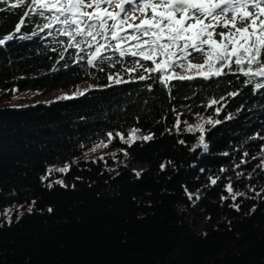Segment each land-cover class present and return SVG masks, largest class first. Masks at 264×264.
<instances>
[{
  "label": "trees",
  "instance_id": "obj_1",
  "mask_svg": "<svg viewBox=\"0 0 264 264\" xmlns=\"http://www.w3.org/2000/svg\"><path fill=\"white\" fill-rule=\"evenodd\" d=\"M13 2L0 3V38L28 11L8 12ZM24 18L0 45V89H86L0 106V264H264V89L229 74L172 81L169 91L126 72L131 58L93 67L80 53L77 62L59 26L41 31L44 18ZM117 73L125 83L108 80ZM199 117L220 121L204 125L207 151H193L200 133L184 130ZM133 129L153 139L129 146L116 136ZM229 184L243 195L232 199Z\"/></svg>",
  "mask_w": 264,
  "mask_h": 264
},
{
  "label": "snow or ice",
  "instance_id": "obj_2",
  "mask_svg": "<svg viewBox=\"0 0 264 264\" xmlns=\"http://www.w3.org/2000/svg\"><path fill=\"white\" fill-rule=\"evenodd\" d=\"M0 3L8 4L9 0H0ZM26 4L28 11L16 23L15 33H19L25 24L24 17H42L46 23L40 26L41 31L59 26L56 31L67 37V48L76 50L77 62L84 59L80 53H86L87 64L93 67L104 61L115 67V63L131 58V66L124 69L126 72H139V80H154L169 91L172 81L211 80L229 74L244 77L243 83L254 85L255 90L264 89V0H31L30 3L14 0L7 11L14 12ZM3 11L5 9L0 8V12ZM15 33L0 38V45L12 40ZM108 52L119 59L114 61L105 54ZM195 55L202 56L203 63H194ZM108 80L113 84L126 82L118 73L110 74ZM10 91L15 93L17 89ZM78 94L83 95V92ZM70 98L67 95L60 97ZM218 103L212 99L208 107ZM216 112L220 109L216 108ZM184 123L186 132L200 133L198 144L192 150L201 147L207 151L209 145L205 142L204 125H215L220 121L199 117L196 124ZM180 125L177 116V130ZM138 132L139 129H133L127 139L120 133L116 136L129 146L137 140L153 139L152 135L141 137ZM112 139L113 134L109 132L108 143ZM107 146L101 142L92 151ZM258 167L264 169V161ZM69 170L70 166L65 165L49 168L48 172L67 173ZM135 175L139 177L141 172L136 171ZM41 179L46 180L47 176ZM54 183L66 186L62 180ZM211 183L215 185L217 180L211 179ZM227 191L232 199L243 195L234 193L231 184ZM188 198L191 200L192 195L188 194Z\"/></svg>",
  "mask_w": 264,
  "mask_h": 264
},
{
  "label": "rangeland",
  "instance_id": "obj_3",
  "mask_svg": "<svg viewBox=\"0 0 264 264\" xmlns=\"http://www.w3.org/2000/svg\"><path fill=\"white\" fill-rule=\"evenodd\" d=\"M220 30L223 29H219L218 31ZM218 38L219 37L217 36V39ZM193 62L203 63V57L200 55H195L193 58ZM85 89H86L85 86H79L75 88L74 87L58 88L43 94L37 90H32V89H22V90L17 89L15 93L11 92L10 95L6 94L2 89H0V106L23 107L37 102H48V101L60 99V97H63L65 95L71 97L74 94H77L78 92H83ZM137 135L143 137L148 134L138 132ZM127 137L128 135L125 137V139H127ZM102 151H103L102 147H97L95 151H92L91 149L87 153V157L94 156L96 154L101 153ZM117 162H120V160H117ZM17 209L19 212H22L23 210L22 208L19 207H17Z\"/></svg>",
  "mask_w": 264,
  "mask_h": 264
}]
</instances>
